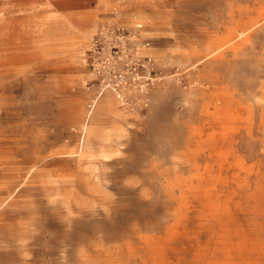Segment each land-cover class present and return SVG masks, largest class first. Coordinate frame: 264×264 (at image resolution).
Listing matches in <instances>:
<instances>
[{
    "label": "rangeland",
    "instance_id": "obj_1",
    "mask_svg": "<svg viewBox=\"0 0 264 264\" xmlns=\"http://www.w3.org/2000/svg\"><path fill=\"white\" fill-rule=\"evenodd\" d=\"M107 22L148 104L88 65ZM0 264H264V0H0Z\"/></svg>",
    "mask_w": 264,
    "mask_h": 264
},
{
    "label": "built area",
    "instance_id": "obj_2",
    "mask_svg": "<svg viewBox=\"0 0 264 264\" xmlns=\"http://www.w3.org/2000/svg\"><path fill=\"white\" fill-rule=\"evenodd\" d=\"M142 27L141 23L134 27L101 24L88 52L100 86L114 92L123 105L134 101L148 104L150 89L165 77L153 56L139 52L150 45L141 35Z\"/></svg>",
    "mask_w": 264,
    "mask_h": 264
},
{
    "label": "crops",
    "instance_id": "obj_3",
    "mask_svg": "<svg viewBox=\"0 0 264 264\" xmlns=\"http://www.w3.org/2000/svg\"><path fill=\"white\" fill-rule=\"evenodd\" d=\"M81 19H82L83 22H84V24H83L82 26H84V25H89V24H95V23H96L95 18H94L92 15H90V14H84V15H82V16H81ZM70 21H71V20H70ZM72 24H73V23H72ZM73 25H74V24H73ZM97 30H98V29H97V27H96L95 32H94V33L92 34V36H91V41H92L93 36L96 34ZM141 35H142L143 38L148 39V37L144 36L142 30H141ZM91 41H90V44H91ZM90 47H91V45H90L89 47L86 48V51H87V52H89ZM144 54H150V53H144ZM88 58H89V60H90V57H88ZM90 64H91V61H90V63L88 62V65H89V66H90Z\"/></svg>",
    "mask_w": 264,
    "mask_h": 264
},
{
    "label": "clouds",
    "instance_id": "obj_4",
    "mask_svg": "<svg viewBox=\"0 0 264 264\" xmlns=\"http://www.w3.org/2000/svg\"><path fill=\"white\" fill-rule=\"evenodd\" d=\"M20 255H21V256H23V254H22V253H21Z\"/></svg>",
    "mask_w": 264,
    "mask_h": 264
},
{
    "label": "bare ground",
    "instance_id": "obj_5",
    "mask_svg": "<svg viewBox=\"0 0 264 264\" xmlns=\"http://www.w3.org/2000/svg\"><path fill=\"white\" fill-rule=\"evenodd\" d=\"M119 19V18H118ZM105 99V98H104Z\"/></svg>",
    "mask_w": 264,
    "mask_h": 264
}]
</instances>
